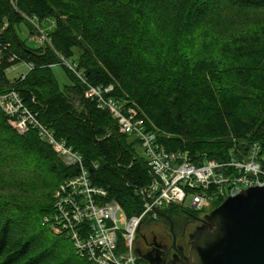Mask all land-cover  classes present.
I'll list each match as a JSON object with an SVG mask.
<instances>
[{"label":"trees","instance_id":"obj_1","mask_svg":"<svg viewBox=\"0 0 264 264\" xmlns=\"http://www.w3.org/2000/svg\"><path fill=\"white\" fill-rule=\"evenodd\" d=\"M40 31L49 44L28 45ZM63 61L89 86H111L105 95L134 109L167 152L221 163L258 144L264 156V0H0V95L16 92L91 185L139 215L138 191L152 180L140 142L65 67L71 83L60 87L52 67ZM21 63L31 70L10 82ZM79 174L38 128L19 133L0 110V264H91L44 222L58 185ZM175 207L161 211L174 228Z\"/></svg>","mask_w":264,"mask_h":264},{"label":"built area","instance_id":"obj_2","mask_svg":"<svg viewBox=\"0 0 264 264\" xmlns=\"http://www.w3.org/2000/svg\"><path fill=\"white\" fill-rule=\"evenodd\" d=\"M38 38L49 44L43 31ZM62 63L86 85L84 97L94 101L99 109L107 110L120 133L139 140L152 177L151 183L138 191L143 197V212L127 217L115 201L107 200L105 190L91 185L80 157L63 142L55 140L16 92L0 95V110L11 119L17 132L38 128L40 138L52 146L66 165L80 167L79 175L64 180L56 188L54 211L44 222L56 234H65L76 253L91 264H139L136 234L144 218L150 216L156 220V212L166 207H181L189 198L191 209L202 212L240 191L264 187V156L260 155L258 144L251 145L240 157L231 152L230 158L221 163L207 158L194 162L187 153L167 152L134 109L125 110L105 95L112 90L111 86L104 89L89 86L72 65ZM26 66L31 70V64Z\"/></svg>","mask_w":264,"mask_h":264},{"label":"water","instance_id":"obj_3","mask_svg":"<svg viewBox=\"0 0 264 264\" xmlns=\"http://www.w3.org/2000/svg\"><path fill=\"white\" fill-rule=\"evenodd\" d=\"M156 213L169 222L172 232L170 218ZM189 240L187 255L149 264H264V187L224 199L189 234Z\"/></svg>","mask_w":264,"mask_h":264},{"label":"flooded vegetation","instance_id":"obj_4","mask_svg":"<svg viewBox=\"0 0 264 264\" xmlns=\"http://www.w3.org/2000/svg\"><path fill=\"white\" fill-rule=\"evenodd\" d=\"M213 207H209L211 208L210 212L214 209ZM210 212L174 213L172 219L175 222V228L170 219L172 232L169 225L166 226L161 220V229H149L145 233L138 230L135 238L138 262L140 264H149V262L168 263L179 253L187 255L190 246L189 234L202 224L203 218ZM166 216L169 217L168 214ZM162 220L167 221L164 218Z\"/></svg>","mask_w":264,"mask_h":264},{"label":"rangeland","instance_id":"obj_5","mask_svg":"<svg viewBox=\"0 0 264 264\" xmlns=\"http://www.w3.org/2000/svg\"><path fill=\"white\" fill-rule=\"evenodd\" d=\"M233 12L234 11H227L225 14H223V16L221 15L222 16L221 18H231ZM233 18H240V17L236 16V17H233ZM28 36H29L28 30L23 27L21 29V32H20V37L21 38H27ZM31 42H33V43L31 44ZM27 44L30 45V46L33 45V47L35 46V48L40 47V46H45V43L43 41H40L39 38L36 37V36H30ZM67 63H69V62H67ZM64 67L66 69H68V67L65 64H63V63L62 64H56V65H54L52 67V72L55 75L60 87L68 86L71 83L70 79L67 76V73L65 72V68ZM27 72H28L27 66L25 64L21 63V64H18L16 66L8 69L7 72H6V76H7L8 80L10 82H15L16 79H19L22 75H25ZM138 153H139V155L142 158H144L143 151H142L141 147H139ZM7 195L13 196L14 195L13 190H9L7 192ZM221 203L222 202L218 203L213 208H216ZM190 205H191L190 199L188 198L185 201V204L183 206L175 207L176 211L174 213H183V212L191 213V212H195V211H193V209H191ZM167 209L168 208H164L162 210H167ZM210 210H211V208H208V209L204 210L203 212L207 213V212H210ZM150 218H151L150 216H147L146 220L141 224V227L139 228V232L145 233L149 229H161L160 220H153L152 218L150 220ZM149 220H150V222H149Z\"/></svg>","mask_w":264,"mask_h":264}]
</instances>
